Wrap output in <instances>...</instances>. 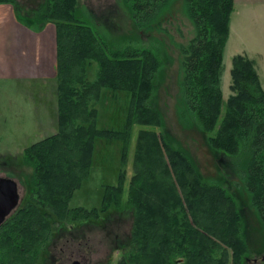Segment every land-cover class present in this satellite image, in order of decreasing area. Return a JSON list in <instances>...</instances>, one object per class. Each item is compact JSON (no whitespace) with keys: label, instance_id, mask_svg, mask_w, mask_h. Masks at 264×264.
Listing matches in <instances>:
<instances>
[{"label":"trees","instance_id":"16d2710c","mask_svg":"<svg viewBox=\"0 0 264 264\" xmlns=\"http://www.w3.org/2000/svg\"><path fill=\"white\" fill-rule=\"evenodd\" d=\"M121 2L139 33L167 35L176 6L191 23L193 38L177 45L183 56L180 119L205 135L219 169L237 178L234 193L223 178L202 180L188 154L165 136L154 104L163 71L159 51L111 45L87 25L78 0H44L34 20L55 28L58 130L25 148L14 166L26 197L0 226V264H40L55 234L82 221L100 223L111 212L131 218L115 264H253L255 245L264 256V91L254 63L236 55L231 95L223 100L220 77L234 0ZM108 96L123 101V118L115 127L97 128V104ZM134 125L140 129L128 183L120 171L117 184L104 187L100 208H69L89 174L97 140L119 142L124 167ZM245 205L254 210L259 231Z\"/></svg>","mask_w":264,"mask_h":264},{"label":"rangeland","instance_id":"374dc122","mask_svg":"<svg viewBox=\"0 0 264 264\" xmlns=\"http://www.w3.org/2000/svg\"><path fill=\"white\" fill-rule=\"evenodd\" d=\"M109 2L111 3L109 9L102 8V12L108 13L110 10L112 16L108 17L103 14V18L98 20L97 15L102 14L96 8L99 0H78L79 8L83 10L82 14L87 19V25L97 31L105 42L118 45L120 48L130 45L131 48L159 51L163 71L157 81L154 104L163 119L165 136L172 139L188 154L202 180L218 182L223 178L224 186L229 192L234 193L233 186L237 178L234 174H228L224 167L219 169L216 158L206 147L205 135L196 128H189L180 119L179 78L183 56L177 45L186 46L193 38L194 29L191 23L182 15V11L180 13L179 6H176L172 14L174 17L167 26V35L158 32L139 33L127 6L121 0H109ZM10 7L8 16L13 22L25 27L27 25L36 26L37 22L31 13L25 16L22 7H17V4ZM230 19L232 36L224 48L220 77V88L224 101L231 95L229 86L232 58L241 53L255 62V69L259 68L261 84L264 87V0H236ZM133 37L136 38L134 41L131 40ZM12 74L14 76L11 78L0 79V167L5 166L6 168L5 171L0 170V176L12 174L13 171L9 168L17 166L18 158L25 148L56 134L58 130L55 80L53 78L35 79L34 77L32 79L28 74L33 75L34 71L19 76L17 66L14 67ZM92 75H95V71ZM122 105L123 101H117L111 96L101 99V102L97 104V128L115 127L123 118ZM119 107L122 110L121 113ZM139 129L137 125L131 129L128 156L124 167L121 165L119 142L97 140L89 174L79 189L73 193L68 204L69 208L80 207L86 210L100 208L104 187L115 186L120 171H124L126 183H128L133 174L132 157ZM27 171L24 169V173ZM21 183L22 185L18 182V193L23 202L26 189L23 182ZM243 197L246 198V195L243 194ZM249 208L245 205V216L251 220L252 228L259 231L260 225L252 214L255 212ZM78 225L69 227L66 237L56 241L57 246L45 248L40 264H57L55 260L57 257L62 258V264H73L74 262L115 264L118 258L117 253H111V248L116 246L113 236L114 229L104 224L91 228V230L83 227V235L80 238L82 242H78L72 238V236H77ZM249 228L250 224H248ZM258 234L259 232H255V236ZM257 240L250 238L252 243ZM252 254L258 260L261 258V255L256 254V245Z\"/></svg>","mask_w":264,"mask_h":264},{"label":"crops","instance_id":"0c3cea01","mask_svg":"<svg viewBox=\"0 0 264 264\" xmlns=\"http://www.w3.org/2000/svg\"><path fill=\"white\" fill-rule=\"evenodd\" d=\"M235 5L236 0H234V7ZM10 9L11 7L8 5H0V31L2 32L0 34V79L13 77L14 74L12 73L15 66L18 68L19 76L34 71L33 75L28 74L32 79L33 77L35 79L45 78V80L55 79L54 26L47 23L43 25L36 24V26L27 25L25 27L9 18ZM231 36L230 19L229 36L226 44L230 41ZM241 55L243 56L244 54L241 53ZM253 63L255 65L254 61ZM258 69L256 68V72L261 88L264 91V87L261 84V74ZM5 71L8 74H4ZM260 71L263 73L261 68Z\"/></svg>","mask_w":264,"mask_h":264},{"label":"flooded vegetation","instance_id":"af4514ba","mask_svg":"<svg viewBox=\"0 0 264 264\" xmlns=\"http://www.w3.org/2000/svg\"><path fill=\"white\" fill-rule=\"evenodd\" d=\"M43 1L44 0H22V1L21 0H16V4H17V7L18 6L22 7V11L25 13V16H28L31 13L33 19H35L34 18L35 16L33 15V13L38 10L39 6L41 5V3ZM110 4L111 3L109 2V0H106L105 3H104V0H99V3H98V5H97L96 8H97V10L99 12H102L104 8H105V10L109 9L108 7L111 6ZM114 4H115V2H114ZM85 7L88 9L87 6H85ZM91 12H93V11H91ZM103 14L104 15L105 14L108 15V17H111L112 16L111 15V12L109 10L108 13L102 12L101 15H97L98 20L103 18V16H102ZM173 17L174 16H171L170 22L173 19ZM102 22H103V20H102ZM36 24H40V23H36ZM50 25H52V24H50ZM5 169H6L5 166H1L0 167V170H2V171H5ZM9 169L13 171L12 172V171L9 170L10 172H12V174H10V175H7L6 174V176H0V179L1 178H3V179H10V180L14 181L16 183L17 193H18V190H19V188H18V185H19L18 182H20V184L22 185V183H21L22 182V178L20 176H16V175H18L19 172L14 168V166L11 167V168H9ZM18 195H19V193H18ZM21 200L22 199H20V202H21ZM22 203L23 202L19 203L18 208H20V206L22 205ZM16 210L11 215H13L16 212ZM111 213L107 214V216L105 218H103V219L101 218L100 219V223H98V222H89V221H82L81 223H79V225H78L79 228L76 230L78 237L77 236H72V238L75 241L80 242L81 241L80 238L83 235V231H82V228L83 227L88 228L89 230H91V228H94L96 226L99 227L100 225L104 224L107 227H111V228L114 229V235L113 236L115 237L114 243H116V246H114V247L111 248V253L112 252L117 253V256H119L122 247L127 243L128 239H129V231H130V226H131V218L128 217L127 215L123 214V213L122 214H119V215H112ZM67 233H69V232L65 231L63 233L61 232V233L55 235L54 238L51 239L52 241H50L48 243V245H47L46 248H51V247L57 246L56 241L59 240V239L65 238L66 237L65 235ZM73 239H71V240L73 241ZM55 260L57 261V264H62V262H63L61 257L60 258L57 257ZM251 261H252L251 263H253V264H260L259 262H264V256L262 258H260L259 260L257 258H254V259H251Z\"/></svg>","mask_w":264,"mask_h":264},{"label":"water","instance_id":"95a60500","mask_svg":"<svg viewBox=\"0 0 264 264\" xmlns=\"http://www.w3.org/2000/svg\"><path fill=\"white\" fill-rule=\"evenodd\" d=\"M20 203L16 183L10 179H0V226L18 208ZM74 264H78L75 262Z\"/></svg>","mask_w":264,"mask_h":264}]
</instances>
